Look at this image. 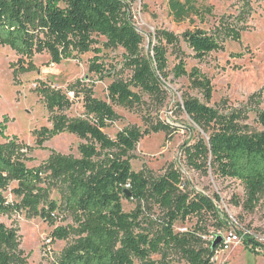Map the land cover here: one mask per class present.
<instances>
[{"label":"trees","instance_id":"16d2710c","mask_svg":"<svg viewBox=\"0 0 264 264\" xmlns=\"http://www.w3.org/2000/svg\"><path fill=\"white\" fill-rule=\"evenodd\" d=\"M169 0V9L176 22L190 18L192 0ZM122 0H0V45L10 48L19 57L20 67L14 74L32 73L33 58L50 56V63L59 65L75 54L95 53L90 72L101 77L111 75L99 63L101 51L95 48L94 37L106 39L109 48H122L126 66L132 70L129 81L116 80L108 88V100H99L93 89L77 81L67 92L43 87L37 92L45 99L52 113L51 128L38 133L42 146L48 139L63 133L76 135L85 143L79 146L80 158L52 153L41 166H27V147L16 137L0 136V218L26 212L55 225L61 215L73 218L76 228L57 227L50 238L74 242L63 250L54 264H175L178 254L186 264H213L224 243L213 248L204 237L205 216L218 218L213 200L185 188L182 174L169 168L154 179L132 169L130 153L144 137L171 127L160 123L151 129L128 127L111 138L105 130L117 119L114 106L133 108L142 102L139 90L148 95L164 94L162 80H167L168 51L164 43L174 45L177 39L165 32L157 35V44L150 56L143 52V37L130 23ZM245 12L238 20L245 22ZM228 34L236 42L241 36L235 28ZM198 60L220 51L223 44L219 32L187 31L182 36ZM25 61L27 62L26 64ZM175 78L187 77L190 88L199 91L204 102L195 98L184 101L183 110L204 134L185 148L187 165L198 171L230 178L245 189L243 208L253 212L264 205V111L257 112L259 128L248 125L241 110L221 113L209 106L214 88L199 69L187 70L180 61L173 70ZM83 92L84 118L64 114L73 106L69 93ZM0 128H2L0 126ZM16 184L9 202L4 193ZM57 189L60 202L51 199ZM128 191L131 197L125 195ZM123 200L135 202L131 213L123 210ZM157 206L164 212L161 221L145 218L146 209ZM198 218L193 230L176 232L177 222ZM247 249L261 247L250 236L244 239ZM17 229L0 221V264H23ZM159 256L155 260L153 257Z\"/></svg>","mask_w":264,"mask_h":264},{"label":"rangeland","instance_id":"374dc122","mask_svg":"<svg viewBox=\"0 0 264 264\" xmlns=\"http://www.w3.org/2000/svg\"><path fill=\"white\" fill-rule=\"evenodd\" d=\"M130 23L143 37V52L150 56L157 44L159 32H165L177 39L174 45L164 43L168 51L167 80H162L164 94L148 95L133 89L142 96L140 105L133 108L114 106L117 114L115 122L109 124L105 132L115 138L124 128L138 127L142 130L159 126L171 127L169 132L161 130L140 140L136 149L130 153L132 169L157 179L169 168L182 174L185 188L211 198L216 206L218 218L205 216L204 239L213 243L222 237L226 243L230 236L238 241L225 244L219 249L213 264H264V205L249 212L243 208L246 200L244 187L230 178L190 168L185 158V148L194 144L204 135L183 110L188 98L204 102L203 95L190 88L187 77L175 78L173 70L180 61L186 63L188 71L199 69L212 82L214 93L209 106L221 113L241 110L247 115V124L259 128L257 112L264 111V0H192L190 18L182 23L176 22L169 9V0H122ZM185 3L184 0L181 1ZM245 12V22L238 20ZM235 28L241 36L236 42L228 34ZM203 30L208 33L219 32L223 44L220 51L212 52L202 60L195 58L194 52L184 42L182 36L187 31ZM95 48L100 49L99 63L111 75L101 77L90 72V62L95 53L75 54L61 64H51L50 56L38 54L33 61L38 70L15 76L20 57L8 47L0 45V131L6 137H16L25 145L28 153L27 166L35 168L43 165L52 153L80 158L79 146L85 143L74 134L63 133L48 139L42 146L37 143L39 131L51 128L52 113L47 110L45 99L37 90L43 87L68 88L81 81L93 89L94 96L108 100V88L116 80L129 81L132 70L126 66V54L122 48H109L106 39L94 37ZM27 62L25 61L24 64ZM22 64V63H21ZM71 96L73 106L64 112L69 118H84L83 92ZM4 138L0 136V142ZM4 193L9 202H15L12 189ZM51 199L60 202L57 189L51 190ZM137 208L135 202L123 200V210L131 213ZM164 212L157 206L146 209L145 218L153 222L161 221ZM0 221L8 228L17 229L20 249L23 251V264H54L65 248L71 245L76 236L71 234L67 240L54 241L50 238L57 227L76 228L69 215H61L53 226L40 217L26 212L2 216ZM198 218L191 217L175 225L176 232L193 230ZM250 236L261 245L255 252L247 249L244 239ZM221 244V243H220ZM155 260L159 256L153 257ZM175 264H186L178 254H173Z\"/></svg>","mask_w":264,"mask_h":264},{"label":"water","instance_id":"95a60500","mask_svg":"<svg viewBox=\"0 0 264 264\" xmlns=\"http://www.w3.org/2000/svg\"><path fill=\"white\" fill-rule=\"evenodd\" d=\"M125 195L127 197H131L130 193L126 190L125 191ZM223 241V238L222 237H217V239L213 242V248H216L220 243H222Z\"/></svg>","mask_w":264,"mask_h":264},{"label":"built area","instance_id":"2783aa9c","mask_svg":"<svg viewBox=\"0 0 264 264\" xmlns=\"http://www.w3.org/2000/svg\"><path fill=\"white\" fill-rule=\"evenodd\" d=\"M71 96H74V93H71ZM232 241H238V238H237V236H230L229 238H228V241L225 243V244H229L230 242H232ZM225 248H226V246H225ZM224 248V249H225Z\"/></svg>","mask_w":264,"mask_h":264}]
</instances>
